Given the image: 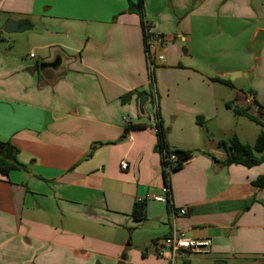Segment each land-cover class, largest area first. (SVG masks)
Listing matches in <instances>:
<instances>
[{
    "label": "crops",
    "instance_id": "1",
    "mask_svg": "<svg viewBox=\"0 0 264 264\" xmlns=\"http://www.w3.org/2000/svg\"><path fill=\"white\" fill-rule=\"evenodd\" d=\"M136 1L0 0V29L23 21L30 44L21 59L0 55V141L27 166L0 174V264H168L157 251L172 228L211 242L177 264H264V188L251 184L264 163L223 167L203 154L223 161L219 141L252 145L260 131L225 104L264 109V40L248 49L264 32V0H143L167 41L153 84L140 18L128 12ZM213 52L233 60L209 69ZM229 73H252L249 90ZM159 121L170 149L195 152L168 176L169 206L153 200L165 197ZM143 199L146 219L135 222Z\"/></svg>",
    "mask_w": 264,
    "mask_h": 264
},
{
    "label": "trees",
    "instance_id": "2",
    "mask_svg": "<svg viewBox=\"0 0 264 264\" xmlns=\"http://www.w3.org/2000/svg\"><path fill=\"white\" fill-rule=\"evenodd\" d=\"M128 12L135 13L140 18L141 27L147 22L144 16L143 0H137L135 3L129 2ZM150 82L153 84L154 75L149 72ZM212 81L218 82L220 84L231 86L232 83L228 79L212 78ZM141 95V94H140ZM124 98H122L123 100ZM227 109L232 110L234 115H241L248 118L250 121L254 122L260 127V131L255 139V142L250 145L247 143H242L235 136L229 138L228 140H222L218 142V146L223 148L226 152V158L223 161L215 159L212 155L203 153L208 156L214 163L220 166L228 167L231 165H241L246 168H252L264 163V123L260 120L262 117L251 116L247 113L246 109L239 108L238 106H233L232 103L225 104ZM264 110L263 108H259ZM202 119L200 117L196 118V123L199 127L202 126ZM142 125L130 126V128H143ZM156 151L160 155V162L162 167V174L164 178V187L168 189L165 193V198L167 201L171 202L170 188L168 176L171 172L177 171L182 168L184 163L194 155V151L183 150V149H170L166 143V131L162 126V122L159 121L156 124ZM18 150L10 142L0 141V174L7 177L10 171H27V166L20 163L16 156ZM171 155L175 156V163L172 165L167 158ZM252 186L259 189L264 188V176H258L254 181H252ZM250 204V203H249ZM247 204L244 209L249 207ZM167 206H169L167 204ZM146 202L145 200H136L133 203L131 218L135 222H142L146 219Z\"/></svg>",
    "mask_w": 264,
    "mask_h": 264
},
{
    "label": "built area",
    "instance_id": "3",
    "mask_svg": "<svg viewBox=\"0 0 264 264\" xmlns=\"http://www.w3.org/2000/svg\"><path fill=\"white\" fill-rule=\"evenodd\" d=\"M143 40L145 46V52L147 57V65L150 73H153L154 68L164 62V56L157 53V48H164L167 44L166 39L157 33H155L150 26L149 22H145L142 27ZM31 58L33 54L29 55ZM249 101H247L248 103ZM255 114L258 117L264 118V112L256 107ZM172 165L175 163V156L171 155L167 158ZM127 164L125 162L120 163L121 169H125ZM164 195L168 192L167 188H163ZM153 200L163 202L170 205V201L163 196H154ZM177 214L183 216L186 214L185 208H180ZM162 245L158 248L157 255L165 257L168 264H177V261L182 260L188 254H205L210 250L211 242L209 239H194L187 237L185 233L176 228H172L170 233L162 240Z\"/></svg>",
    "mask_w": 264,
    "mask_h": 264
},
{
    "label": "rangeland",
    "instance_id": "4",
    "mask_svg": "<svg viewBox=\"0 0 264 264\" xmlns=\"http://www.w3.org/2000/svg\"><path fill=\"white\" fill-rule=\"evenodd\" d=\"M211 33H212L213 38H217L220 35L219 34V35L214 37V35L217 32L215 30H212V29H211ZM27 34L28 33H26V32L6 33L3 31V29H0V55L1 56H8V57L9 56H11V57L16 56L17 59H21V58L25 57L28 54L29 49H30V44L28 43V41H26ZM234 37L238 38V36H234ZM214 41H217V39H214ZM259 44L260 43L254 42L248 46V49H250L253 53H255L259 48V47L257 48V45H259ZM253 46H256V47H253ZM234 53H235V49L233 50V54ZM209 57L210 58L213 57L212 59L208 60L207 65H209V69H212L214 67V65L215 66L222 65V66L228 67L230 65V62H232V60H233L232 57L229 58L227 56H226V59L223 60L219 56L218 52L210 53ZM250 63H251V60H250ZM211 73H215V72H211ZM211 75H215V74H211ZM225 78L230 79L229 74L226 75ZM251 78H252V73L248 74V78H245L244 76H242V77L236 76L234 78V79H236V81H235L236 87H238L239 89H241L243 91L249 90ZM259 129H260V127H259Z\"/></svg>",
    "mask_w": 264,
    "mask_h": 264
},
{
    "label": "water",
    "instance_id": "5",
    "mask_svg": "<svg viewBox=\"0 0 264 264\" xmlns=\"http://www.w3.org/2000/svg\"><path fill=\"white\" fill-rule=\"evenodd\" d=\"M2 29L6 33H22L25 30V27L23 21L7 20ZM263 40H264V32L259 31L255 37L254 42L261 43ZM238 75H239L238 73H229L230 76L229 80L232 81ZM146 101H147L146 96L144 95L139 96L138 108L140 112H142L143 106L146 103Z\"/></svg>",
    "mask_w": 264,
    "mask_h": 264
}]
</instances>
